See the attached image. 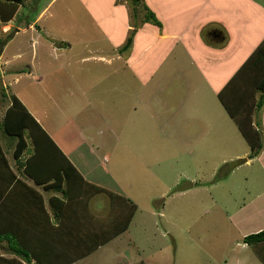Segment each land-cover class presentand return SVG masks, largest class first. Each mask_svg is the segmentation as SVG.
<instances>
[{"label":"crops","instance_id":"crops-1","mask_svg":"<svg viewBox=\"0 0 264 264\" xmlns=\"http://www.w3.org/2000/svg\"><path fill=\"white\" fill-rule=\"evenodd\" d=\"M41 1L0 0L15 4L17 10L7 21L0 18V93L8 98L1 97L6 106L0 107L1 146L10 142L6 148L9 152L2 148L8 165L0 162V264H264V239L247 240L264 230V188L258 189L262 197L259 203L258 195L250 196L243 211L228 214L233 224L217 240H207L215 235L205 240L203 236L183 244L187 230L176 223L174 228L163 230L162 237L169 235L171 241L164 237L148 239H153L147 247L154 248V253L137 246L140 234L148 235L157 229L155 216L168 215L166 206L158 211L149 206L167 196L168 188L162 180V189L150 190L156 184L155 165L146 144L157 136L152 122L156 121L158 106L166 105L162 111L168 113L161 116L164 123L159 124V130L165 133V128L171 127L176 112L172 106L177 105L173 96L180 89L169 95L164 93L163 101L160 100L158 88L169 83L156 81V75L173 71L167 65L177 53L178 65L185 64V70L193 71L195 77L198 71V77H203L202 82L183 81L188 90L183 89L181 103L187 105L189 97L198 105L189 90L207 88L224 104L220 94L236 73L252 65L253 57L261 54L264 58V0H140L136 17L128 0H99L98 5L86 6H101V15L90 16L86 21L101 25L100 34L79 39L82 49H73L76 42L70 44L66 37L61 39V35L40 24L56 0L40 5ZM73 3L67 4L69 8ZM21 34L25 36L19 37ZM129 34L132 45H125ZM5 35L7 38L1 40ZM94 41H105L107 45H92ZM180 43L184 45L178 46ZM211 58L217 61L213 85L206 75ZM232 58H237L238 63L231 65ZM262 62L260 65L264 66ZM12 65L11 72H7ZM118 66L127 68L132 83L123 82V72L118 83L103 87L107 75L116 72ZM96 70L95 74L89 73ZM241 78H235L234 85L228 86V93L233 95L230 101L237 102L233 87L236 90L247 86L245 90H252L255 95L264 93L255 86L248 88L252 85L246 81L248 76ZM96 86L99 90L95 92ZM126 87L134 102L132 123L126 130L119 129L105 152L102 149L109 133L108 125L102 123L106 120L104 111L113 103L112 120L116 121L119 109L122 115L118 120H123V98L118 99L125 96ZM198 89H194L195 95ZM15 97L60 152L46 140L40 144V138L36 148V140L27 129V148L20 158L15 155L17 136L3 132L7 110ZM224 99L229 101L228 97ZM55 109L61 116L54 115ZM261 111L262 126L257 130L263 137V147L255 157L251 155L245 162L238 160L246 165L255 160L264 172V105ZM79 114L91 116V122L80 119L77 123ZM198 120L199 109L190 122L172 125L176 128L175 138L183 134L189 140L191 136H204ZM142 121L146 122L143 130ZM84 128L89 132H80ZM92 128L97 129L95 134L91 133ZM117 152L122 155L116 157ZM33 153L35 156L27 161ZM138 197L146 200V207ZM142 214L146 221H138ZM130 244L138 251L130 250Z\"/></svg>","mask_w":264,"mask_h":264},{"label":"rangeland","instance_id":"rangeland-1","mask_svg":"<svg viewBox=\"0 0 264 264\" xmlns=\"http://www.w3.org/2000/svg\"><path fill=\"white\" fill-rule=\"evenodd\" d=\"M31 1L34 0H27L26 3ZM48 1L49 0H42L40 5L47 3ZM74 1L75 0H56L49 6L48 11L41 19L40 24L47 26V29H49L52 33L61 35V39L66 37V40H68L70 44L76 42V44L73 45V49H82L80 46L83 44L80 45L79 39L99 36L97 34H100L99 30L101 25L98 27L92 22L86 20L90 18V16L95 17L98 13L101 15L102 9L101 6H86L87 4L90 5L92 3L98 5L100 2L99 0ZM128 1L130 2L129 6L131 12H133L134 17H136L140 11L139 7L141 5V1ZM70 2H74L71 5L72 8H69L67 5ZM42 8L43 5L40 9ZM4 13L5 9H0V18ZM26 16L28 17V14ZM139 16L140 18L143 17L141 14ZM112 33H114V31ZM130 33H132V31H130ZM21 36H25V34H21L19 37ZM129 36L132 35L129 34L128 37ZM5 38H7V35H5V37L1 40H5ZM98 43L102 46H104V44L107 45L105 41H94L92 45H98ZM194 43L200 42L196 41ZM182 44L184 45V43H180L178 46H181ZM15 45L16 44L14 42V46ZM128 49H130V47H128ZM153 57L154 53L152 54V59ZM177 59V53H174L170 58L171 63L167 65V68L173 69V71H169L167 74L158 73L155 78L156 81L165 80L169 83V85H166L164 88H158V96L162 101L164 99V93L169 95L170 91L173 93V91L177 89L180 90L178 91V95L174 94L173 96V98L177 99V105L172 106L174 109L176 108V112L171 120V127L165 128V133L159 130V124L164 123L161 116L168 115V113L165 114L162 111L166 107V105L162 104L156 109V121L152 122V127L156 129L155 133L157 136L155 138H150L146 144L150 153L149 157L151 158V162L155 165L154 176L156 178V184L154 187H151L150 190L159 191L165 185L168 188L167 196L158 198L155 202H150L149 204V206L156 211L163 206H166V212H168L167 217L161 218L159 216H155V218H157V229L148 235L142 233L139 235V239H137V242L139 243L137 246L147 253L155 252H152L154 250L152 247L148 249V243L153 240L148 239L154 238V240H156L158 238L159 240H164L165 238L166 240L171 241V236L169 235L163 236L164 238L162 237L163 230L167 227L171 229L174 228L176 223L181 224V226L187 230L186 238L183 244H190L192 241H195V238L203 236V239L205 240V237L207 239V237L215 235L213 238L207 240H217V238L226 232L228 225L233 224L230 221L228 214L230 215L232 212L243 211L250 201V196H257L260 194L258 189L264 188V172L262 169H259L261 168V165L255 160H252L250 165L240 163V160H238L241 159L242 162L247 161V158H249L252 155L251 153H253L252 147L246 137L241 133L235 119L228 113L226 106L220 102L218 97H214L212 95V90L207 88H194L198 89L196 90L197 94L195 95V90L191 89L189 92L197 98L199 104H193L190 99H188L189 97H187V105L181 103V101H183V89H187L185 88V85H183V81L185 79H191L194 80L193 82H202L203 77H198V71H196L197 75L195 77V75H193V71L189 69L185 70V68L188 67L187 65H178L176 63ZM210 60L211 61H208L209 66H207L210 70L206 71V75L207 78L212 81L211 85H213L217 75V67L215 66L217 61H214L212 58ZM237 63V58L231 59V65H235ZM13 66L14 65H12L9 70L6 69V71L11 72ZM5 68H7V66H5ZM68 69L70 70L69 66ZM97 72L98 70L90 71L89 73L95 74ZM123 72L126 73L124 76L125 79L121 77V79L124 80L123 82L132 83L130 79L131 75L127 68L124 69V67L118 66L116 72L112 71L107 75L108 79H106L102 84L103 87H109L118 83L120 81L118 77H120ZM99 75H97V77H99ZM71 76L72 74L69 75V77ZM237 79L242 80L239 76ZM94 80L98 81L99 78H94ZM229 85L233 86L234 84L229 82ZM127 89L128 87L125 89V96L122 97L120 95L118 99L121 100V98H123L124 103L122 121L118 120V118L122 115V109H119L115 114L116 121L114 122L112 120L111 115H113V112L115 111L113 103L108 104L104 111L106 120H102V123L105 126L108 125L109 133V137L105 138L107 141L102 149L105 152L109 151L110 143L114 142L113 136L119 132V129L122 128L126 130L132 123L134 102L131 91ZM96 90H99V87L96 86L95 92ZM232 90L237 93L235 96L236 99L242 97L240 104L236 102V100H229L233 97V95L230 96L228 93L229 87H227L222 94L224 97H228L227 100L230 101L234 110L238 112V116L242 119L248 117V119L252 121V127L258 131L257 127L260 126L261 128L262 126V108L258 109L257 103L259 102L261 96H264V93L255 95L256 92L254 93L252 90H245V88L243 89L242 87L241 89L238 88L236 90L233 87ZM261 91L264 90L260 89L258 92ZM116 94H118V91ZM1 97L5 100L8 98L4 94L0 93V107L5 108L6 106L2 103L4 99ZM197 109H199V120L197 123L199 125V129L203 130L204 136H191L192 140H189V137L186 136V134H183L178 136V138H175L176 128L174 129L173 127H176L177 122H180V126H183L186 121L190 122L191 116ZM57 111L59 110H53L54 115L61 116V114ZM77 119V123H80V119H88V121L91 122V116H88L87 118L82 114H79ZM59 120H61V118H59ZM73 122H75V120ZM145 128L146 122L142 121L140 123V129L143 130ZM90 131L95 134L97 129L92 128ZM80 132L87 133L89 131L87 128H84ZM259 135L260 139L258 141L261 142L263 137L260 133ZM258 141L256 142L257 144ZM5 143L3 147L1 146V148L5 147V150L7 151V146L10 142L8 141V144ZM114 155L118 157L122 154L117 152ZM237 155L239 156L236 157ZM162 180L165 182V185L161 183ZM138 198L139 201H142L140 197ZM261 200V195H258L257 203ZM144 202H146V200L142 201V206L146 207V204H143ZM244 203L245 206L243 207ZM172 218L173 220L175 219L174 223H172ZM141 219L146 221L145 214L138 216V221ZM173 233L177 232L173 231ZM137 236L138 235H136L135 240ZM133 245L134 244L129 245V247H131L130 250L138 251V249Z\"/></svg>","mask_w":264,"mask_h":264},{"label":"trees","instance_id":"trees-1","mask_svg":"<svg viewBox=\"0 0 264 264\" xmlns=\"http://www.w3.org/2000/svg\"><path fill=\"white\" fill-rule=\"evenodd\" d=\"M0 9L1 10L5 9V13L1 17L4 21H7V19L12 18L14 16V14L16 13L15 4H13V3L0 2ZM0 16H1V14H0ZM131 39L132 38L130 36L128 38V42L126 45L131 44ZM260 50H261V48H260ZM260 50L258 48V51H260ZM255 53H257V52H255ZM261 59L264 61V58L261 54H260V57H258L256 59H254V57H253L251 59V61L252 60L254 61L253 64L252 65L248 64V65L242 67V69H240V71H238L236 73V75L231 79L230 82L233 83L235 81L234 79L237 78L238 76L243 77V75H246V76H248L246 81L248 82L249 85L252 84L248 88L255 86V89L259 88V89L264 90V66L260 65V64L263 65V62ZM262 80H263V82H262ZM228 86H230V85L228 84ZM245 87L247 88V86H245ZM222 93L220 94L221 100L224 102V105L228 109L227 110L228 113L237 122L239 129L241 130L242 134L246 137V139L250 143L252 150H253L252 156L259 154L262 147H263L262 140H261V142L258 141L260 139L259 138V136H260L259 132L256 131L252 127V121L250 119H248V117H245L242 119L241 117L238 116V112H236L234 110V108L231 106L229 101H226L224 99V95ZM241 98L242 97L237 98V102L239 104L241 103ZM263 105H264V99L263 100L260 99L259 102L257 103V107L260 109V108H262ZM27 129L29 130V132H30L29 135L31 136L33 141L36 140L35 141V147L36 148H38L39 142L41 144V140H46L48 143H50L52 146H54V148H56L57 151H59V149L57 148L54 141L46 133V131L42 128V126L39 124V122H37V120L27 110V108L23 105V103L17 97H15L13 99L12 105L7 110L6 119H5V122L3 124V132L5 134H8V135L11 133L12 135L17 136L18 142H17V148L15 150V155L18 158H20L22 153H24V150L27 148V143H26V138H25ZM35 132H36V134H35ZM39 135H41V136H39ZM39 138H40V141L38 140ZM257 141H258L259 145L256 143ZM30 155L31 156L27 159V161L31 160L32 157L35 156L34 153H33V155L32 154H30ZM65 159L68 161V159L66 157H65ZM0 162L8 165L7 158H6L4 152L1 148V138H0ZM69 164H70V162H69ZM70 165L72 166V164H70ZM262 239H264V230H262L259 233L252 234V235L247 237L248 241H258V240H262Z\"/></svg>","mask_w":264,"mask_h":264}]
</instances>
